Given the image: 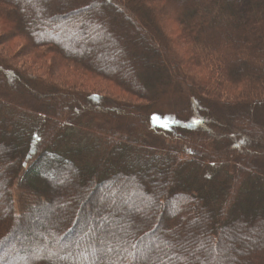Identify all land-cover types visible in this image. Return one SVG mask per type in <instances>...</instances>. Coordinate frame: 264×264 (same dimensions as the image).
Returning <instances> with one entry per match:
<instances>
[{
    "label": "trees",
    "instance_id": "trees-1",
    "mask_svg": "<svg viewBox=\"0 0 264 264\" xmlns=\"http://www.w3.org/2000/svg\"><path fill=\"white\" fill-rule=\"evenodd\" d=\"M175 1L180 10L167 8L169 0H0V44L23 39L21 58L53 55L156 110L78 97L80 106L56 113L66 104L51 93L56 86L0 56V264H264V169L246 145L234 148L263 144L264 131L252 121L230 127L246 107L264 105V0ZM162 17L177 24L174 37L162 32ZM152 18L157 29L146 24ZM139 41L163 76L168 64L174 71L171 88L182 97L169 103L228 115L229 134L212 130L213 117L195 110L185 124L151 99L155 91L136 80L143 60L130 50ZM147 128L173 136L155 138ZM87 220L97 231L111 223L101 235L119 236L115 247L81 237ZM71 238L77 245L66 249ZM32 240L39 242L25 249Z\"/></svg>",
    "mask_w": 264,
    "mask_h": 264
},
{
    "label": "rangeland",
    "instance_id": "rangeland-1",
    "mask_svg": "<svg viewBox=\"0 0 264 264\" xmlns=\"http://www.w3.org/2000/svg\"><path fill=\"white\" fill-rule=\"evenodd\" d=\"M177 4H179V2L175 1V0H169V3L167 4V8L171 7L170 9H175V10H180V5L177 6ZM146 24L147 25H151L154 26V28L157 29V25L155 20L152 18L150 20H146ZM159 27L162 29V32L165 33V35L167 36H172L174 37L178 31H177V24H175L173 21H171L170 19H166L164 17L159 18ZM140 42V41H139ZM146 42H140L139 44L135 45V47L133 46V48L130 50L133 56H137L139 58L140 56V60H143L142 64L137 63L138 67H137V71H138V76L136 77V80L138 82H140L145 89L150 93H152V90H154L155 92L151 95V99L155 98V97H159L162 99V101L165 103L166 106V110L165 112L168 113L171 116H179V113L181 115V119L182 121L186 124L191 122V118L192 116L195 114L197 115L198 113L195 111H199L201 113H204L206 116H210L213 117L212 119H214V125L212 130L215 129V131L217 132H221L224 134H229L228 132L224 131L226 126H229L226 121L228 120V115L224 114V116L219 117L218 114H215L213 110H210L209 108H204L202 105H195V110L192 111H188L186 112L184 108V106L178 102L174 103L173 105H171L169 103V99L170 97L173 96H181L182 97V92L179 89H173L171 88V84L173 82H175V78H173L174 76V71L171 68V65L168 64L169 61L167 60V63L164 64H168V66H166V76H163V74L159 71V67H158V62L156 63L155 58L153 56V54L151 53V50L148 51L149 53H140V44L143 45L144 47H146ZM160 43H161V47L163 49H165V47H167L166 41L162 39H160ZM25 46V40L23 39H15L13 41L6 42V43H1L0 44V56H5L8 58V61L11 62L12 66L16 65L18 66V68L20 69L21 73L22 72H26L28 76H33V74L38 77L41 78L42 80H44L46 83L48 84H53L56 87H52L51 89V93H53L57 98H62V100L66 103L63 104L62 102H60V105H55L53 107V109H55L56 113H59V106H71L74 104V102L76 103L77 106H80L79 99L84 100L86 98V100L90 101V103H102L103 102H107L110 105L117 104L119 106L121 105H127V106H140L143 105L145 106V108H147L148 111L152 112V111H156L155 108L153 106H151V100L150 101H142L139 100L136 97L127 95L124 91L120 90L117 86H115L112 82H110L106 77L102 78L99 76H94V75H88L82 72H78L77 69H74L73 67H69V66H62L61 61L59 60V58L55 57V56H47L44 59H39L37 58L35 55L31 54L30 51L27 53L23 54V57L21 58V55H18L17 53L19 51H21L22 48H24ZM20 57V58H19ZM10 64V65H11ZM51 65V68H50ZM21 66V67H20ZM26 70L29 71L27 72ZM3 72H6L5 69H3ZM11 73V72H9ZM20 74V73H19ZM1 76V73H0ZM34 76V77H35ZM162 88V90H161ZM168 91L166 93H162L163 90H167ZM162 91V92H161ZM73 94L74 98L71 97V95H67L66 94ZM93 95L97 96V101L94 100V98L92 97ZM153 97V98H152ZM6 99H9L6 98ZM22 98H16L14 99V101H19ZM28 99V98H27ZM25 100V102H29L35 106H38L34 101H32L31 99L29 100ZM181 102V101H179ZM11 103V102H10ZM246 116H244V114H237L236 119H234L231 122V129H239L240 127L244 126L248 121H252V125L254 128H258L262 131H264V105L262 106H256L252 105V106H248L246 107ZM211 114H209L208 112ZM221 118V119H220ZM15 121H18V116L15 115L13 118ZM241 119V121H240ZM250 123V122H249ZM210 127L212 122H209ZM146 126H148L146 124ZM148 132L150 134H152L155 138H159V139H166V141H169L170 139H168L167 137H172L173 136V132L172 133H167L164 131H156L153 129H149L147 128ZM196 132V130H195ZM194 131L191 130H185L183 129L181 130H175L174 133L177 134V136H181V137H190V135L195 134ZM197 133V132H196ZM231 134V133H230ZM176 141V139H173ZM239 140V139H238ZM221 146H227L228 147V143H224L223 140H220L218 142ZM217 144V145H219ZM246 145V150L249 151V153L252 154L253 158V162L254 164H256L257 169H264V143L263 144H258L256 141L254 142H245L244 141H237V145H234V148L236 150L241 149L242 146ZM123 158L126 160V158L129 155V152L127 150L123 151ZM184 163V162H183ZM181 163L180 164V172L183 173V167L185 164ZM166 165L167 163L161 165V167L163 168V171L166 170ZM231 169V166H230ZM141 174H143V172L141 171ZM59 181H55V183H53V185L58 184ZM61 183V182H60ZM61 185V184H60ZM50 187V185H49ZM102 190H98L96 191L95 195L98 197L100 196ZM36 195V193H32L31 196ZM94 196V195H93ZM37 197H39L38 199H42L45 200L47 198V195L44 196H40L38 195ZM94 198V197H93ZM96 199V198H94ZM96 200L92 201L94 203H91V201L89 202V204L91 203L92 206L96 205L97 201ZM5 202L3 201V199L0 197V209L2 211L6 210V205L4 204ZM118 204V203H117ZM51 213V212H50ZM135 215L131 214L130 216V220H132ZM42 220V219H41ZM40 220V221H41ZM21 221H24V219H21ZM35 223L37 222V219L34 220ZM44 224H42L43 226ZM83 224L81 225L82 228ZM82 230V229H81ZM112 224L108 223L107 225H105L103 227L102 230L97 231L95 230V226L94 225H90L89 220H87L85 222V226L83 227V231L80 232L81 237H86L90 240H97V242L99 244H102V246L106 249H110L115 247V244L113 242H118L119 241V236L116 237L115 240H112L111 242L109 241H105V237H102V235H110L112 232ZM77 232H79V229L77 230ZM84 232V235H82V233ZM96 232V233H95ZM102 234V235H101ZM83 237V238H84ZM85 237V239H86ZM50 236L47 234V240H49ZM74 238H71V242L69 245H65L64 247L67 249V247H71L74 248L75 245H77L76 242H78V240H73ZM73 240V241H72ZM23 242V241H22ZM37 240H32L30 242V244H26L25 245V249H29V247H33L35 248V246L37 245ZM41 243H39L40 245ZM74 244V245H72ZM79 244V243H78ZM24 245V244H23ZM38 245V246H39ZM46 244L43 243L41 250L43 248H45ZM82 257V258H81ZM87 256L85 255V253L79 256V259H85Z\"/></svg>",
    "mask_w": 264,
    "mask_h": 264
}]
</instances>
